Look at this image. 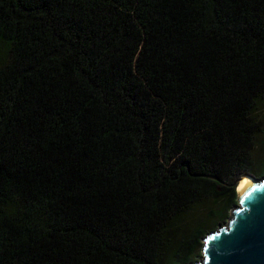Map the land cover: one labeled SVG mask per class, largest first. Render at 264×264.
<instances>
[{
  "label": "trees",
  "instance_id": "trees-1",
  "mask_svg": "<svg viewBox=\"0 0 264 264\" xmlns=\"http://www.w3.org/2000/svg\"><path fill=\"white\" fill-rule=\"evenodd\" d=\"M264 175V0H0V264H189Z\"/></svg>",
  "mask_w": 264,
  "mask_h": 264
},
{
  "label": "water",
  "instance_id": "water-1",
  "mask_svg": "<svg viewBox=\"0 0 264 264\" xmlns=\"http://www.w3.org/2000/svg\"><path fill=\"white\" fill-rule=\"evenodd\" d=\"M245 175L227 220L202 238L200 257L189 264H264V175Z\"/></svg>",
  "mask_w": 264,
  "mask_h": 264
},
{
  "label": "bare ground",
  "instance_id": "bare-ground-1",
  "mask_svg": "<svg viewBox=\"0 0 264 264\" xmlns=\"http://www.w3.org/2000/svg\"><path fill=\"white\" fill-rule=\"evenodd\" d=\"M249 180V177L247 175H243L242 177H240L238 179V182H237V190H241V188H243V186H245V184L247 183V181Z\"/></svg>",
  "mask_w": 264,
  "mask_h": 264
},
{
  "label": "rangeland",
  "instance_id": "rangeland-1",
  "mask_svg": "<svg viewBox=\"0 0 264 264\" xmlns=\"http://www.w3.org/2000/svg\"><path fill=\"white\" fill-rule=\"evenodd\" d=\"M245 175V174H244ZM237 182H238V180H237ZM237 182H235V184H234V186H235V191L237 190ZM227 220V219H226ZM225 220V221H226ZM220 224H222V222L220 223Z\"/></svg>",
  "mask_w": 264,
  "mask_h": 264
}]
</instances>
